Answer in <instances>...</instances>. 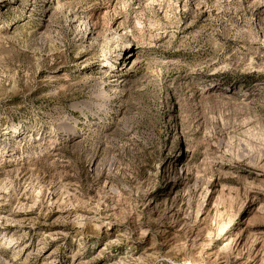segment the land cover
<instances>
[{
  "label": "rangeland",
  "instance_id": "374dc122",
  "mask_svg": "<svg viewBox=\"0 0 264 264\" xmlns=\"http://www.w3.org/2000/svg\"><path fill=\"white\" fill-rule=\"evenodd\" d=\"M0 264H264V0H0Z\"/></svg>",
  "mask_w": 264,
  "mask_h": 264
}]
</instances>
